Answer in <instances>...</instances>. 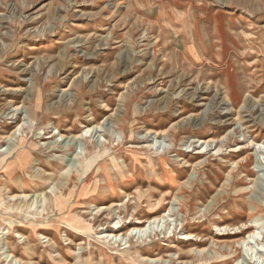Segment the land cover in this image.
I'll return each mask as SVG.
<instances>
[{"label":"rangeland","instance_id":"obj_1","mask_svg":"<svg viewBox=\"0 0 264 264\" xmlns=\"http://www.w3.org/2000/svg\"><path fill=\"white\" fill-rule=\"evenodd\" d=\"M11 134L4 163L19 149L28 163L15 190L0 167V193L26 192L12 201L26 214L11 225L0 207V255L7 242L22 264H264L237 242L253 221L264 246V0H0ZM162 215L156 235L128 236Z\"/></svg>","mask_w":264,"mask_h":264},{"label":"bare ground","instance_id":"obj_2","mask_svg":"<svg viewBox=\"0 0 264 264\" xmlns=\"http://www.w3.org/2000/svg\"><path fill=\"white\" fill-rule=\"evenodd\" d=\"M8 92H4V94H7ZM2 96V95H1ZM8 96V95H7ZM226 99V98H225ZM19 109V107H16L15 109H14V111H17ZM186 121H188V120H186ZM188 123V122H187ZM189 124V123H188ZM199 123L198 124H195L194 126L195 127H199ZM96 128L97 129H99L98 128V126H96ZM90 130H88V132H89ZM98 131V130H97ZM87 132V133H88ZM83 134V133H82ZM148 134H151V133H148ZM95 135V134H94ZM93 135V136H94ZM55 136V135H54ZM83 136V135H82ZM13 137H14V135L13 134H11V135H9V136H2V137H0V144L2 143V142H4V141H10V140H12L13 139ZM53 136L52 135H50L49 137H47V138H52ZM61 137H63V135H61ZM78 139V138H80V135H74L73 137H72V139ZM79 140V139H78ZM72 141V140H71ZM208 142H210V139L209 140H207ZM207 141H201L203 144L205 143V142H207ZM54 143H49L48 145H47V147H46V149L47 148H50V147H53V151L54 150H57L55 147L56 146H54L53 145ZM53 145V146H52ZM211 145V144H210ZM6 150V149H5ZM5 150H3L2 152H5ZM237 150V149H236ZM22 151V149H19L16 153H15V156L12 158V159H10V160H8L6 163H4V161H5V155H4V153H0V167L1 168H4L7 172H6V174H7V182L6 183H8V185H10V187H11V189L12 190H15V186L17 185V183H18V179H17V177H16V174H17V168H21V169H23L22 171H24V169H26V167H25V165L28 163L27 161H26V159H25V154L24 153H22L21 152ZM239 151V150H238ZM202 151H199L198 153H201ZM235 152H237V151H235ZM20 154V155H19ZM15 158V159H14ZM237 166H241L240 165V162H238V163H235ZM47 172V171H46ZM249 172L250 173H252V174H256V172H254L253 170L251 171V170H249ZM18 176H20V175H18ZM249 176V175H248ZM22 177V176H21ZM20 177V178H21ZM27 177V176H26ZM19 178V177H18ZM28 178V177H27ZM30 180H31V182L32 181H35V179H33V178H29ZM88 179V178H87ZM25 180V177H22V181L23 182H25L24 181ZM20 182V181H19ZM23 187H25V186H23ZM10 188H9V190H11ZM25 190V189H24ZM2 191V189L0 188V192ZM53 191H51V192H47L46 194L47 195H49V198H51V200L50 201H47V199H46V194L44 195H40L39 197L41 198L40 199V202L42 201V200H44V202L46 203V202H48V204H47V209H48V206L50 207H53V208H57L58 209V212H60L61 210H63L64 209V207L66 206V204H67V202H68V199H67V197L65 198V199H63L62 200V202L60 203V205L58 204V201L57 200H55L56 198H54L53 197V193H52ZM26 192H24V196H22L21 194H9V192H7V194H8V196L6 197V198H9V201L7 202V203H2V193H0V207H1V210H4L5 212H4V214L5 215H7L8 217H9V219H10V224L12 225L15 221L12 219V216H17L18 214H23V215H25L26 213H25V211L24 212H19V211H16V210H14V209H12L13 208V206H14V203L12 204V201H18L19 199H26L27 198V195L25 194ZM58 195V194H57ZM113 204V203H112ZM104 205V204H103ZM98 206V208H99V211H101L102 209H104L105 207L104 206ZM73 206H74V204H70L67 208H68V212H70L72 209H73ZM165 219V215H162V216H155L154 218H150V219H148V220H140L139 221V224L141 223V225L140 226H136V227H133V229H131V231H129V232H127L128 233V236H130V237H144L145 235H147V237H151V236H153V235H156L158 232V229H159V221H162V220H164ZM78 222L79 223H81V221H79L78 220ZM159 222V223H158ZM125 223V222H124ZM148 223V225L147 226H145L146 224ZM67 224H69L70 225V227H74L75 229H77V227L75 226V224H72V223H70V222H67ZM9 225V224H8ZM189 225V224H188ZM10 226V225H9ZM120 226H122L121 225V223H119V224H117L116 226H115V228H120ZM248 226V225H247ZM254 228L253 230H251V232H248V236L247 237H244V238H242L241 240H239V241H237L238 242V244H240L241 246H243V245H245L244 247H249L252 243H253V241L255 242V243H257V247L254 249L255 251H257L258 253H260L261 252V254H262V252H263V254H264V251L262 250V248H264V246H261L260 247V244H261V238H260V235H259V233L256 231V230H258V226L253 222V221H251V223H250V225L248 226V228ZM193 230V229H192ZM225 230V229H224ZM240 231V230H239ZM0 233H4V232H1L0 231ZM115 232H114V230H112V232H110L107 236H105L104 238L105 239H107L108 240V238L109 237H111V239L112 240H114V239H116V243L118 242V237H117V234H114ZM120 233V232H119ZM126 233V234H127ZM243 234V233H242ZM188 237H191V235H189ZM81 240V239H80ZM263 240V239H262ZM264 242V241H263ZM262 242V244H264ZM177 245V244H176ZM255 245V244H254ZM253 246V245H252ZM252 246H250L249 248H250V250H252V251H254L253 250V248H252ZM5 248V250L6 251H4L3 253H2V255H0V256H3V258H4V261H7L9 258H10V260L12 261V259H14L15 260V262H19L20 264H22L23 263V260H21V259H19V258H17L15 255H14V250H13V246H11V245H9L7 242H6V246L4 247ZM3 249V247H1L0 248V251ZM32 255V254H31ZM181 257H183V255H180ZM180 257V258H181ZM260 258V257H259ZM147 260L148 261H151V262H157V260H159V259H152V258H147ZM79 264H81V263H79Z\"/></svg>","mask_w":264,"mask_h":264}]
</instances>
